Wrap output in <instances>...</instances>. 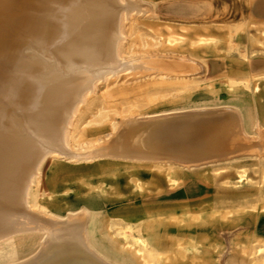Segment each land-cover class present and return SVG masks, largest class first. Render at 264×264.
Segmentation results:
<instances>
[{
    "label": "bare ground",
    "instance_id": "obj_1",
    "mask_svg": "<svg viewBox=\"0 0 264 264\" xmlns=\"http://www.w3.org/2000/svg\"><path fill=\"white\" fill-rule=\"evenodd\" d=\"M174 1L199 28L142 35L132 23L127 32L131 20L157 18L140 0H56L33 20L46 41L28 45L26 76L2 93L17 105L0 142V256L15 255L7 243L33 233L40 249L15 264H264V22L214 25L224 8ZM204 71L222 74L206 81L193 111L89 103L122 75L165 82ZM91 113L106 127L121 122L91 138L81 129ZM60 158L81 165L78 177L42 199L32 186L45 162ZM246 167L260 173L257 189L234 194L218 184L220 172ZM200 226L207 233L196 240ZM226 232L235 238L222 252Z\"/></svg>",
    "mask_w": 264,
    "mask_h": 264
},
{
    "label": "rangeland",
    "instance_id": "obj_2",
    "mask_svg": "<svg viewBox=\"0 0 264 264\" xmlns=\"http://www.w3.org/2000/svg\"><path fill=\"white\" fill-rule=\"evenodd\" d=\"M141 2L149 5L157 14L156 19H136L131 20L126 28L129 32L130 24H134L141 29L142 35L149 33L147 29H161L163 27H169L176 34H181L180 28H199L198 23H193L191 20H187L184 17L186 11H181L182 4L179 1L174 0H140ZM214 9L218 10L224 8L225 14L223 21L217 22L219 26H240L250 23L264 22V17H255V10L262 8L264 10V0L260 1L258 6L254 7L250 4V0H210ZM56 0H0V142L1 136L5 139V134L9 131V127L12 125V114L15 110L14 106L17 105V101L7 102L2 97V93H6L8 86L13 85L15 87L16 77H25L26 71L22 68L26 65L27 60L25 57V50L29 44L35 39L37 42H45L41 40L40 35L36 29L32 28V23L38 17H42L41 14L52 12L55 8ZM193 3H187L192 5ZM59 7V6H57ZM260 7V8H259ZM183 14V17L179 15ZM264 16V14L262 15ZM6 26V30L4 27ZM254 34V28L250 30ZM164 35V34H163ZM244 35V34H243ZM245 39V36H243ZM31 39V40H29ZM39 39V40H38ZM145 43L148 41L147 37L144 38ZM259 47V46H258ZM128 53V46L125 48ZM259 50H263V47H259ZM16 56V57H15ZM262 57L263 56H258ZM12 58H16L15 60ZM195 62V60H194ZM14 67V71L11 66ZM24 65V66H23ZM22 70V71H21ZM195 74V73H194ZM219 72L211 73V76H206V72H202V75L195 77V75L188 77L186 80H163L157 78H143L136 79L127 78L123 79V76L116 82L110 84H100L97 89L96 96L89 102L95 103L101 108L107 104H124L126 102H142L149 103L151 108L156 106H162L164 109L169 110V106H180L185 111L195 110V104L197 101L202 102V98L199 95L205 93L206 81L220 76ZM163 81V84H162ZM167 82V83H166ZM6 90H5V89ZM14 89H17L16 87ZM5 90V91H4ZM174 92L173 94H171ZM123 93H125L124 96ZM107 94H110L111 98L106 99ZM169 94L170 97L168 96ZM17 98V97H16ZM19 98H17L18 100ZM19 101V100H18ZM14 102L16 104H14ZM10 104V107H8ZM185 106H188L185 108ZM9 109V110H8ZM183 109V110H184ZM85 111V110H84ZM89 119H85V123L81 126L91 135L95 134L93 131L101 130L106 127L104 124L108 123V119L102 121V123L94 122L96 119L93 113L89 114ZM86 115V118L88 117ZM101 118V117H99ZM120 117H116L115 121H112L106 129L101 130L103 133L98 137H105L110 131L111 126L119 124ZM3 132V133H2ZM93 135L91 138H96ZM76 148V147H75ZM81 165L74 164L70 161H64V159H58L45 162L42 168V175L38 179L37 186H32L33 192H38L40 198H44L48 192L56 186H65L66 181L71 177H78L77 167ZM223 175L219 181V185H223L224 182L228 186H224L230 189L234 194L248 193L257 189L256 183L259 180L260 173L253 169H235L220 172ZM219 180V179H218ZM223 182V183H222ZM65 185H64V184ZM201 197L195 199V203L199 202ZM181 202H176L179 204ZM187 203V202H186ZM35 212H41L38 208L34 209ZM19 212V211H18ZM22 213V212H21ZM205 227H199L195 233L196 240H200L206 234ZM219 240L222 244L221 251L223 252L225 247L228 246L235 238V235L226 233L219 234ZM133 238L130 237V241L133 242ZM42 244L41 236L38 234H24L22 239H15L7 243L8 250L13 256L7 255L5 257L0 256V264H15L23 262L34 257ZM230 247H227L229 249ZM17 260V261H15ZM15 261V262H14Z\"/></svg>",
    "mask_w": 264,
    "mask_h": 264
}]
</instances>
